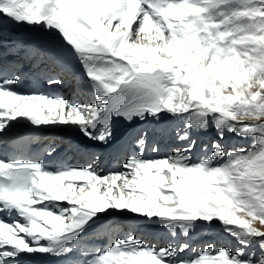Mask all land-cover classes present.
I'll use <instances>...</instances> for the list:
<instances>
[{
  "label": "snow or ice",
  "instance_id": "obj_1",
  "mask_svg": "<svg viewBox=\"0 0 264 264\" xmlns=\"http://www.w3.org/2000/svg\"><path fill=\"white\" fill-rule=\"evenodd\" d=\"M75 63L91 102L22 87L26 66L60 85ZM165 117L180 143L163 155L116 131ZM20 120L74 125L102 150L73 166L0 153V264H264V0H0V138ZM209 128L219 139L194 158ZM129 214L140 223L111 219ZM216 229L226 242L179 239Z\"/></svg>",
  "mask_w": 264,
  "mask_h": 264
},
{
  "label": "bare ground",
  "instance_id": "obj_2",
  "mask_svg": "<svg viewBox=\"0 0 264 264\" xmlns=\"http://www.w3.org/2000/svg\"><path fill=\"white\" fill-rule=\"evenodd\" d=\"M6 35L19 34L21 36H34L44 35L42 30L30 29L27 26H17L12 22H6L4 28ZM53 67L48 65L45 67L42 65L40 69H36L33 66H26L25 83L22 85L24 89L37 88L42 92L52 94L53 96H63L66 99L85 103L91 102L94 97V91L90 89L85 80L82 79V69L78 63L72 65L71 70H64L62 72L63 83L60 85H48L47 83H39V80L46 78L45 72L48 68ZM55 71L61 72L59 67L55 68ZM26 120H20L17 123H13L11 132L12 135L8 137L0 138V153L8 156H16L18 153L27 151L26 149H19L16 145L18 137L21 135L19 132L26 133L29 137L27 140L32 142L33 151L29 153V156L38 157L47 165L53 163H61L69 166L82 165L81 161L87 162L90 151L99 154L101 147L93 142L89 141L74 125H55L48 127L36 128ZM138 130H143L148 133L149 145L155 144L160 149L161 155L167 153L170 147L175 143L180 142L176 139L175 122L169 118L161 122L153 121L151 119L145 121H139L129 124L126 121H118L116 124V131L118 135L123 136L129 143H132L134 134ZM193 139L197 141V148L193 153L194 158L203 154V146L209 144L213 139H219L214 128L208 130H201L193 134ZM225 144L226 147L231 148L235 145H245L247 142L241 141L239 138L226 136L224 140L220 141ZM51 151L52 155L48 153ZM150 153V148H149ZM155 155V154H152ZM108 157V161L111 162L110 167L105 170H111L118 165L117 158L105 153ZM103 156V157H104ZM122 162V157H120ZM107 164H109L107 162ZM103 166V165H102ZM111 219H118L123 223L139 224L140 221L134 219L131 214L128 216L117 217L113 215ZM91 231V230H90ZM203 230H201L202 233ZM198 232V231H197ZM196 232V233H197ZM138 234L146 236L150 240H159L162 232L159 229H144L139 228ZM206 237V236H205ZM209 238L206 239H188V242L194 244L195 248H198L206 240H219L220 242H226V235H218L215 233L209 234ZM191 238V237H190ZM193 238V237H192ZM180 240L187 239L180 237ZM48 264H59V261L55 258H51Z\"/></svg>",
  "mask_w": 264,
  "mask_h": 264
},
{
  "label": "rangeland",
  "instance_id": "obj_3",
  "mask_svg": "<svg viewBox=\"0 0 264 264\" xmlns=\"http://www.w3.org/2000/svg\"><path fill=\"white\" fill-rule=\"evenodd\" d=\"M228 135H230V137H235V138H238V137H236V136H234V135H231V134H226V136H228ZM225 136V137H226ZM240 139V138H239ZM241 141H243V142H247L248 143V141H245V140H242V139H240ZM90 157V156H89ZM106 161H107V159L105 158V159H103V166L105 165L106 166ZM197 232V231H196ZM196 232H194L192 235H191V238H187V239H190V240H192V239H201V238H203V239H206V237L207 238H209L208 236H209V234H212V233H215V234H220V230L219 229H216V230H214L212 233H209V232H207L206 230H203L202 231V233H201V230H198V232L196 233ZM220 235H222V234H220ZM206 236V237H205ZM223 236H225V235H223ZM193 237V238H192ZM195 245L196 244H194L193 245V247L195 248ZM200 246H198V248H199Z\"/></svg>",
  "mask_w": 264,
  "mask_h": 264
}]
</instances>
